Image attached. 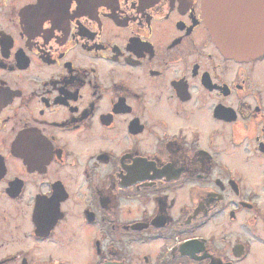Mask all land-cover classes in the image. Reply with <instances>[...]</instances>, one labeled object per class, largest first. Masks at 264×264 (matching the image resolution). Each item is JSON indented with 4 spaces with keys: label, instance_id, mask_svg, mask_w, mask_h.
<instances>
[{
    "label": "flooded vegetation",
    "instance_id": "flooded-vegetation-1",
    "mask_svg": "<svg viewBox=\"0 0 264 264\" xmlns=\"http://www.w3.org/2000/svg\"><path fill=\"white\" fill-rule=\"evenodd\" d=\"M207 1L0 0V264H264V49Z\"/></svg>",
    "mask_w": 264,
    "mask_h": 264
},
{
    "label": "water",
    "instance_id": "water-1",
    "mask_svg": "<svg viewBox=\"0 0 264 264\" xmlns=\"http://www.w3.org/2000/svg\"><path fill=\"white\" fill-rule=\"evenodd\" d=\"M213 1L205 2L203 14L205 23L212 36L216 48L224 55L236 60L257 57L264 49V34L260 27L243 26V24H228L222 26L216 18Z\"/></svg>",
    "mask_w": 264,
    "mask_h": 264
}]
</instances>
